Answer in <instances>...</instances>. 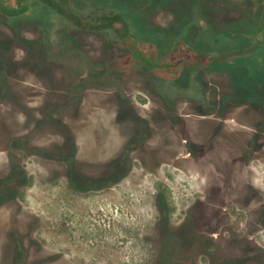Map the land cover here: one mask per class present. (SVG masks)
<instances>
[{"label": "rangeland", "instance_id": "1", "mask_svg": "<svg viewBox=\"0 0 264 264\" xmlns=\"http://www.w3.org/2000/svg\"><path fill=\"white\" fill-rule=\"evenodd\" d=\"M17 1L12 0L14 4ZM56 1L61 5L72 4L81 10L79 13L83 19L88 18V13H84L89 10L87 0ZM139 2L143 6H151V12H143L141 19L159 29L145 33L138 30L140 41L137 46L132 41L125 43L118 40L119 45L112 43L108 56L124 62L142 49L143 55L154 63L174 65L180 60L184 64L180 70L167 68L170 72L166 76L173 79L170 81L172 87L184 81L186 71L190 69L188 67L193 68L196 64L185 63L197 57L189 55L178 45L185 35L187 37L191 26L196 24L204 29L203 38H220L225 42L231 38L225 33L228 32V23L216 19L215 11L220 14V11L234 7L241 11V16H247L251 21V54L264 55V45L258 53L254 50L256 38L262 37L258 32L259 19L264 22V0H204L209 8H206L207 20L202 19L199 0L185 4L184 10L165 0ZM27 4L30 10L24 17L17 20L12 17L5 21V26L0 24L1 34L10 36V40L0 39V45L11 44L17 57L26 62L35 61L36 75L48 81V86L43 80L41 83L43 89H48L51 94L45 99L43 93L35 92L29 97L33 100L39 95L44 98L28 107L20 101V106L0 108V264H224L230 261L229 233L225 237L220 235V250L214 252L208 249L207 236H198L195 227L202 213L198 198L204 192L208 196L214 181L212 168L201 170L194 157L196 154L190 156L188 152L173 149L176 144L173 137L168 139L170 147L162 135L148 138L151 139L150 145L140 143L138 147L135 138L127 137L134 133L133 118L123 116L114 105L116 99L111 90L104 95L88 93L82 100L80 95L70 98L75 96L70 88L75 64L70 41L84 50L83 43L86 48L90 44L87 39L91 41L92 37L90 48L99 54L100 46L96 44L104 43L103 38L72 27V20L62 18L35 0H27ZM243 6L251 9V13L245 14ZM45 9L49 11L45 12ZM224 15L227 16V13ZM211 17H214L213 20ZM129 21L139 22L131 18ZM217 22L223 23L221 25L227 29L222 32L205 29L214 27ZM108 37L115 41L114 36L113 39L111 35ZM37 51L45 56H33L39 55ZM3 53L8 55L9 52L3 48ZM153 55H156L155 59ZM237 59L240 60L237 64L246 60L245 57ZM250 60L252 67L258 65L257 56H251ZM229 69L234 70L232 65ZM28 74L29 78L36 77L32 71ZM176 75L179 77L175 78ZM195 80L191 78L192 85ZM170 91L171 102L193 98L195 92L191 89L180 93H175L173 89ZM144 94L139 96L142 105L152 101L149 94ZM49 100L61 103L56 105L64 107V116L70 123L75 119L74 129L78 137L73 159L67 156L64 160H57L37 150L46 148L56 153L55 149L59 148L64 152L70 151L67 137L52 136L61 133L58 128L38 132L36 113ZM78 111H81L80 116L73 117L72 113ZM141 112L152 117L154 112L157 116L156 112L165 113L173 120L170 122L172 133L175 128L183 132L176 119L178 117L170 115L171 111L144 109ZM186 117L190 122L198 119L189 113ZM207 128L210 132L212 124ZM228 128H234L232 123L226 125ZM246 144L245 137H229L227 131L218 137V147L226 153L248 149ZM254 146L256 141L253 139L252 148ZM257 147L263 151L264 141L258 142ZM217 149H214L216 153L219 152ZM122 160L123 179L118 180L115 175H110L108 169L122 164ZM210 160L214 159L210 157ZM70 166L75 167L73 172L69 170ZM104 171L107 177L103 180H89V175L97 178ZM204 184L207 187L205 190ZM253 189L264 195L263 190L254 186ZM118 233L122 237L116 245ZM262 233L259 240L264 246V230ZM18 236L23 252L18 250Z\"/></svg>", "mask_w": 264, "mask_h": 264}, {"label": "flooded vegetation", "instance_id": "2", "mask_svg": "<svg viewBox=\"0 0 264 264\" xmlns=\"http://www.w3.org/2000/svg\"><path fill=\"white\" fill-rule=\"evenodd\" d=\"M35 1L43 6H48L46 8L54 10L62 18L72 20V27L102 37L105 43L96 44L100 46L99 50H101V53L97 54L90 48L93 42L92 37H90L92 42L86 38L87 43L90 44H87L88 48H85L86 44L83 43L84 50L78 49L77 45L70 41L73 46L71 54L75 57L74 69H72V86H70L75 96L70 98L80 95L79 99L82 100L88 93L92 95V93L99 92L100 95H104L107 93L106 91L111 90L116 99L114 105L122 111L123 116L133 118L134 133L127 137L135 138L138 147L141 145L140 143L150 145L151 139L148 138L162 136L167 142V146L170 147L171 141L168 139L173 137L176 141L173 149L181 153L188 152L190 156L196 154L194 157L197 158L200 169L212 168L211 171L215 173V183L212 182L208 196L206 197L204 192V195L198 198L202 211L197 221L195 220L198 236L206 235L209 239L208 249L216 252L220 250V235L225 237L229 233L231 244L228 245V249L231 258L224 264H264V246L259 240L264 230V195L253 189L254 186V188L264 191V150L259 151L260 149L257 147L258 142L264 141V55L258 53L264 45L263 19H259L258 32L262 37L256 38L255 41L254 50L258 54H251L253 51L251 48V21L247 16H241V11H237L234 7H230L227 11H220L221 15L219 12H213L216 19H221L220 21L229 25L228 32L225 33L231 38L227 42L221 41L220 38H214L215 40L203 38L204 29L196 24L191 26L187 37L185 35L178 45L182 46L189 55L197 57L195 60L188 59L185 63L192 65L196 62V64L193 68L188 67L190 69L186 71L184 81H179L176 85L174 84L175 87H172L170 81L173 79L166 76L170 72L167 68L175 67L180 70L184 65L180 60L179 64L173 62L174 65L167 62L166 64L154 63L146 55H143L142 49L133 54L132 59L124 62L117 60L114 56H108L112 43L119 45L118 40L125 43L132 41V44L137 46L140 41L138 30L145 33L159 29L140 17L144 15L143 12L147 14L151 12L150 5L143 6L139 2L140 0H87L90 3L89 10L84 13H88V18L83 19L79 13L81 10L72 4L61 5V2L56 0ZM165 1L177 4L181 10H184L185 4L195 2V0ZM199 1L202 19L207 20L208 5L204 0ZM206 8L208 9L206 10ZM242 8H244L245 14L251 13V9H246L244 6ZM29 10L27 0H18L17 4H14L12 0H0V24L5 26V21L12 17H15V20L21 19ZM45 10V12L49 11ZM225 13L227 16L224 15ZM130 18L139 22L132 23L129 21ZM213 18L210 19L213 20ZM20 22L18 20L19 24H21ZM221 24L223 23L217 22L213 25L214 27L208 26L205 29L222 32L227 28H223L224 25ZM3 29L6 30V28ZM1 33L2 31H0V39L10 40V36L6 34L3 36ZM108 35H111L112 39L114 36L115 41H111ZM0 48H2L0 49V66L2 60L5 63L4 70L2 71L0 68V105L4 104L0 108H4L10 95L8 94V82L6 81L2 86V75L7 76L10 71L11 44L3 43ZM3 48L9 52L8 55L3 53ZM253 55L258 57V65L252 67L250 57ZM239 57H245L246 60L237 64L236 62H240L237 59ZM248 57L249 59H247ZM152 58L155 59L156 55H153ZM230 65L234 70L237 69L232 72L229 69ZM176 77L179 76L176 75ZM192 77L196 78L193 85L191 84ZM170 89H173L175 93L190 89L195 92L193 98L171 102L169 101L171 98ZM144 93L149 94L152 98V101H148L146 105H142L139 101V96H144ZM56 104L60 105L61 103L53 100H49L46 104L44 102L36 113V123L40 133L45 132L47 128H58L61 133L52 136L67 137L66 142L70 151L64 152L65 150L57 148L55 149L56 153H52L48 149L43 153L46 157L64 160L67 156L72 158L75 155V142L78 135L74 129L75 119H72V123H70L69 119L67 120L64 116V107ZM106 104L112 103L106 102ZM144 109L171 111L170 115L178 117L176 119L183 132H179L174 127V134L172 133L173 125L170 122L173 120L166 117L165 113L156 112L159 114L157 116L154 112L152 117L149 113L141 112ZM188 110L192 111L187 112ZM80 113L81 111L72 114L74 117L77 114L80 116ZM188 113L198 117L199 120L190 122L186 117ZM28 120L31 121L32 118L29 117ZM231 123L234 128L226 129V125ZM54 124L57 126H52ZM210 124H212V128L209 132L207 127ZM4 125H6L5 122ZM158 131L161 134H158ZM226 131L229 137H245L248 149L232 153H226L220 149L218 137H222ZM253 138L256 141L254 148H252ZM216 148L219 150L217 153L214 151ZM125 149L123 148V150ZM210 157L214 160H210ZM73 168L75 167L70 166L69 170L73 172ZM108 170L111 176L115 175L116 179L122 180L123 160L122 164ZM106 177V171H104L97 178L89 175V180L101 181ZM205 188L207 187L205 186L204 190ZM226 188L231 189L227 190ZM121 226L122 224L119 225V227ZM121 237L122 235L119 233L116 235V245ZM17 238L18 250L23 252L21 238L19 236Z\"/></svg>", "mask_w": 264, "mask_h": 264}, {"label": "water", "instance_id": "3", "mask_svg": "<svg viewBox=\"0 0 264 264\" xmlns=\"http://www.w3.org/2000/svg\"><path fill=\"white\" fill-rule=\"evenodd\" d=\"M34 52H32V54ZM37 52L39 55L35 54L33 56H38L41 58V55H44L43 53H41L39 51H37ZM16 55L18 56L17 52H15L14 48L11 47L10 71H9L7 76L2 75V80H3L2 86H4L5 82L7 81L8 87H9V93L8 94L10 96H9V100H8V103L6 104V106L7 105H11V106L12 105H19L20 106V101L24 102V105L25 106L27 105V107L30 104H37V102L39 103L41 101V99L44 97L40 98L39 97L40 95H39L38 99L33 100L31 97L35 92L43 93L45 95V99L49 98L51 92L48 89L45 91L43 89L42 83H41V81L43 80V82L48 86V81L36 75V69H35L36 63H35V61L27 60V62H26V60H22L19 57H17ZM33 59L38 60V58H33ZM4 64L5 63L2 60L1 66H0L2 71L4 70L3 69ZM29 71H32L33 76H36V77H32V78L27 77L29 75L28 74ZM2 74H3V72H2ZM29 96H31V97H29ZM3 105L4 104L1 103L0 106H3ZM35 110H36V108H35ZM2 120H4V119H2ZM52 126H57V124H54ZM157 133L161 134V132H159V131ZM37 150L39 153L43 154L46 151V148H38ZM73 158H74V156L71 159H73Z\"/></svg>", "mask_w": 264, "mask_h": 264}]
</instances>
